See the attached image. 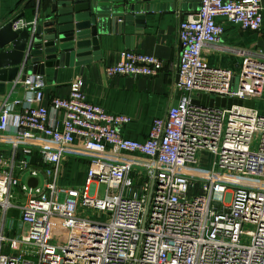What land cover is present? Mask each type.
Listing matches in <instances>:
<instances>
[{
	"label": "built area",
	"instance_id": "obj_1",
	"mask_svg": "<svg viewBox=\"0 0 264 264\" xmlns=\"http://www.w3.org/2000/svg\"><path fill=\"white\" fill-rule=\"evenodd\" d=\"M219 16L258 32L261 0H199L179 19V99L142 142L122 136L127 116L86 100L80 76L46 105L42 75L13 80L24 96L0 108V146L12 150L10 158L0 153V264H264V114L256 107L264 48L222 46ZM34 23L19 19L12 30ZM211 52L237 54L241 65L233 72L209 64ZM162 68L154 56L123 50L104 72L154 77ZM201 96L255 107L194 105ZM67 157L88 161L80 190L58 186ZM99 184L105 195L91 196ZM11 208L15 226L7 225Z\"/></svg>",
	"mask_w": 264,
	"mask_h": 264
},
{
	"label": "crops",
	"instance_id": "obj_2",
	"mask_svg": "<svg viewBox=\"0 0 264 264\" xmlns=\"http://www.w3.org/2000/svg\"><path fill=\"white\" fill-rule=\"evenodd\" d=\"M49 1L0 0V27L16 16H20L26 22H33L35 19L41 18L49 6ZM189 2L192 6H196L198 3L196 0ZM147 3L159 6L161 9L140 13L141 20L122 26L123 34L121 35L111 32L98 36L97 57L99 60L91 62L83 71L80 67L45 69L42 105H46L52 97H66L70 81L73 77L80 76L86 100L108 113L127 116L130 121L121 129L122 136L138 142L144 141L152 121L163 116L171 103H175L179 99V94L172 92L178 65L177 26L179 19L189 13L180 10L177 0H174L173 3L169 0L146 1L145 4ZM261 7L262 24L258 32L242 30L226 18L217 17L215 21L223 29L220 38L221 45L242 51L263 49L264 0H261ZM87 40L89 39L81 41ZM75 43L76 40H73L65 44ZM123 50L154 56L162 61L163 68L154 77L116 76L107 78L104 68L115 64ZM206 59L209 64L233 72L240 67L242 61V57L237 54L212 52L206 54ZM23 96L22 88L14 85L13 81H0V108L6 98H22ZM256 107L259 112L264 114V98ZM0 153L5 158H10L12 150L9 146H0ZM203 156H207V154H202ZM20 157L21 153L17 150L15 160ZM87 166L88 161L85 159L64 158L60 166L58 185L61 182L60 176L64 175L68 177L72 187L73 185L74 187L84 186ZM71 186L65 190L70 189Z\"/></svg>",
	"mask_w": 264,
	"mask_h": 264
},
{
	"label": "water",
	"instance_id": "obj_3",
	"mask_svg": "<svg viewBox=\"0 0 264 264\" xmlns=\"http://www.w3.org/2000/svg\"><path fill=\"white\" fill-rule=\"evenodd\" d=\"M146 1L154 0H50L45 13L34 24L13 31L12 24L21 19L16 16L0 27V81L11 82L17 77L24 80L33 74L43 76L45 69L51 68L80 67L83 71L99 60L98 36L111 32L121 35L122 26L141 20L140 13L161 9L145 4ZM189 1L177 0L182 12L199 9V0L196 6ZM73 40L75 44H65ZM192 103L209 108H230L232 104L255 107L254 102L205 96ZM35 159L32 156L28 160L34 164ZM28 184L34 186L35 180Z\"/></svg>",
	"mask_w": 264,
	"mask_h": 264
},
{
	"label": "rangeland",
	"instance_id": "obj_4",
	"mask_svg": "<svg viewBox=\"0 0 264 264\" xmlns=\"http://www.w3.org/2000/svg\"><path fill=\"white\" fill-rule=\"evenodd\" d=\"M203 158L205 159V161L203 162V165L204 166H208V164L210 162V157L209 156H203ZM60 179H61V182H60V185H58L59 188L65 189V188L70 187L72 185V183H70L68 177H65L63 175L62 177L60 176ZM82 187H83V185H79L78 187H76V186L74 187V185H73V187L71 186V189L73 188V189H76V190H80ZM89 190H90L89 194L91 196H95L96 198H102L105 195L106 187L103 184L91 185V187H89ZM17 213H18L17 210H15L13 208L9 209V211L7 213V225L8 226L11 223H13V226L16 225Z\"/></svg>",
	"mask_w": 264,
	"mask_h": 264
},
{
	"label": "trees",
	"instance_id": "obj_5",
	"mask_svg": "<svg viewBox=\"0 0 264 264\" xmlns=\"http://www.w3.org/2000/svg\"><path fill=\"white\" fill-rule=\"evenodd\" d=\"M13 18H14V17H13ZM13 18H11V19H13ZM11 19H10V20H11Z\"/></svg>",
	"mask_w": 264,
	"mask_h": 264
}]
</instances>
